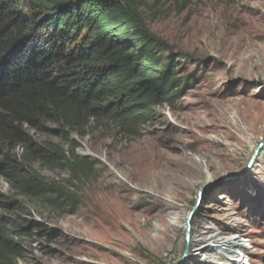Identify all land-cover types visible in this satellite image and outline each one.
Here are the masks:
<instances>
[{"label": "rangeland", "instance_id": "rangeland-1", "mask_svg": "<svg viewBox=\"0 0 264 264\" xmlns=\"http://www.w3.org/2000/svg\"><path fill=\"white\" fill-rule=\"evenodd\" d=\"M148 5V29L188 56L175 72L193 85L137 135L106 121L72 134L79 177L43 170L71 198L25 201L16 264H264V0ZM253 157L243 179L208 187Z\"/></svg>", "mask_w": 264, "mask_h": 264}, {"label": "trees", "instance_id": "trees-1", "mask_svg": "<svg viewBox=\"0 0 264 264\" xmlns=\"http://www.w3.org/2000/svg\"><path fill=\"white\" fill-rule=\"evenodd\" d=\"M160 1L0 0V183L11 193L0 188V264L23 255L25 201L53 209L71 198L43 170L79 177L72 134L106 121L137 135L193 85L175 72L188 56L147 27L143 10Z\"/></svg>", "mask_w": 264, "mask_h": 264}, {"label": "water", "instance_id": "water-1", "mask_svg": "<svg viewBox=\"0 0 264 264\" xmlns=\"http://www.w3.org/2000/svg\"><path fill=\"white\" fill-rule=\"evenodd\" d=\"M263 143H264V141L259 145L257 151L259 150V148L262 147ZM254 158L255 157H253L251 163L249 164V166L245 170L238 172V173H235L231 176L225 177L224 179H222L220 181L212 182L211 184L208 185V187H213V188H215V190H219V189H221V188H223L229 184H232L234 182H237V181L243 179L248 174V172L251 170ZM190 219H191V216H189V218H188V223H189Z\"/></svg>", "mask_w": 264, "mask_h": 264}, {"label": "bare ground", "instance_id": "bare-ground-1", "mask_svg": "<svg viewBox=\"0 0 264 264\" xmlns=\"http://www.w3.org/2000/svg\"><path fill=\"white\" fill-rule=\"evenodd\" d=\"M219 236V235H218ZM216 238V237H215ZM214 243H218L217 241H215ZM225 246H227L228 248H232L234 247L235 244V241L233 240H228V241H225L224 244Z\"/></svg>", "mask_w": 264, "mask_h": 264}]
</instances>
